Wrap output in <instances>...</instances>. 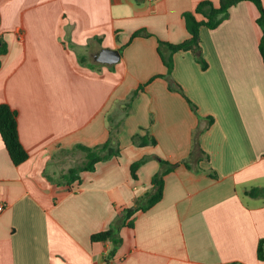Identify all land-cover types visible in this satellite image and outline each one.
I'll return each mask as SVG.
<instances>
[{"label": "crops", "instance_id": "crops-1", "mask_svg": "<svg viewBox=\"0 0 264 264\" xmlns=\"http://www.w3.org/2000/svg\"><path fill=\"white\" fill-rule=\"evenodd\" d=\"M202 1L0 0L8 47L0 57V104L18 111L29 154L14 165L0 135V264H107L112 243L91 236L111 228H120L123 242L108 264H264L257 254L264 198L245 195L264 188L257 7L240 2L219 27L201 28L207 70L192 52H177L172 83L149 82L167 74L158 41L188 39L183 14ZM139 30L150 36L132 39ZM104 49L119 50V63H100ZM113 133L120 157L82 172L71 186L51 182L59 181L57 157ZM137 134L157 145H134ZM144 158L135 180L131 165ZM161 161L176 165L162 200L138 211L134 227L123 226L125 209L152 190Z\"/></svg>", "mask_w": 264, "mask_h": 264}, {"label": "trees", "instance_id": "trees-1", "mask_svg": "<svg viewBox=\"0 0 264 264\" xmlns=\"http://www.w3.org/2000/svg\"><path fill=\"white\" fill-rule=\"evenodd\" d=\"M144 0H136L137 3L143 2ZM249 1L252 2L259 11V17L257 19V24L262 30V38L260 41L259 49L264 62V5L263 0H219V5L216 6L212 1L206 0L200 2L194 11L185 12L183 18L186 23L187 31L189 33V38L185 41L177 44L158 41L159 43V53L162 57L163 63L167 69L166 75H158L152 78L149 82L153 81L157 77H165L172 83L171 75L174 69V54L177 52H192L196 61L201 65L203 70H207L208 63L203 56L202 50V39H201V28L205 27L208 29H216L219 27L226 19L230 16V9L236 6L240 2ZM197 15H202L203 19L198 20ZM0 25H1V13H0ZM150 36L146 33V30H139L135 32L132 39L139 36ZM168 51L169 55H164L163 51ZM8 47L6 41L0 34V57L7 54ZM1 66V60H0ZM149 84V83H147ZM147 84L141 85L138 89L132 92V95L127 103V107H131L134 100L139 96V94L144 91ZM177 90L184 95L181 86L176 82H173ZM194 111L197 112L196 105L188 100ZM18 111L12 109L8 104H0V135L3 143L9 153L11 161L14 165L19 166L26 162L29 158V154L23 147L18 130ZM213 124V118L209 117V126ZM117 134L114 133L111 137L103 144L95 147H86L78 145L75 150H81L85 153V162L81 166L71 167L66 173L60 176L59 181L55 182L51 180L53 184L59 186H71V184L81 181L82 172H93L96 169V165L100 162L108 161L114 157L121 156V146L117 139ZM115 137V138H114ZM132 143L134 145L144 147V146H155L157 141L154 137L146 135H134L132 137ZM146 158L134 162L131 165V175L133 179L137 180V172L139 168L146 162ZM162 169L153 176L152 178V190L139 197L135 205L131 208L125 209L123 213V226L128 225L129 227H134L132 217L138 212H147L153 208L157 203H159L164 195L165 186V176L176 167V165H171L167 167L168 163L161 161ZM47 176V175H46ZM50 180V177L47 176ZM245 195L252 198H264V188L254 187L245 192ZM127 222V223H126ZM92 242H111L113 245L112 250L106 256L105 262L108 264L111 259L114 258L119 247L121 246L123 240L120 234V228H111L106 231H102L91 236ZM258 258L264 261V238L259 240ZM228 264H242L240 262H231Z\"/></svg>", "mask_w": 264, "mask_h": 264}, {"label": "rangeland", "instance_id": "rangeland-1", "mask_svg": "<svg viewBox=\"0 0 264 264\" xmlns=\"http://www.w3.org/2000/svg\"><path fill=\"white\" fill-rule=\"evenodd\" d=\"M92 53L93 51H90L89 57H91V61H94L92 59ZM85 160V153L81 150L64 152L63 155L55 159L58 164L54 167L57 171V175H54V177H57V180L60 179V176L66 173L71 167L81 166ZM262 185L264 186V182H262Z\"/></svg>", "mask_w": 264, "mask_h": 264}, {"label": "water", "instance_id": "water-1", "mask_svg": "<svg viewBox=\"0 0 264 264\" xmlns=\"http://www.w3.org/2000/svg\"><path fill=\"white\" fill-rule=\"evenodd\" d=\"M121 59V53L119 50H112V49H104L99 54L97 60L100 63L113 65L119 63Z\"/></svg>", "mask_w": 264, "mask_h": 264}, {"label": "built area", "instance_id": "built-area-1", "mask_svg": "<svg viewBox=\"0 0 264 264\" xmlns=\"http://www.w3.org/2000/svg\"><path fill=\"white\" fill-rule=\"evenodd\" d=\"M4 206L3 205H0V213L4 210Z\"/></svg>", "mask_w": 264, "mask_h": 264}]
</instances>
